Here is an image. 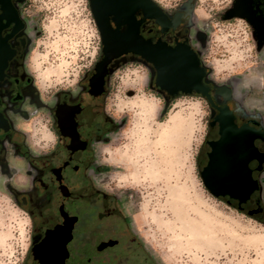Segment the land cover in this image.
<instances>
[{
    "label": "clouds",
    "instance_id": "9594fccd",
    "mask_svg": "<svg viewBox=\"0 0 264 264\" xmlns=\"http://www.w3.org/2000/svg\"><path fill=\"white\" fill-rule=\"evenodd\" d=\"M11 2L26 25L21 39L30 41L23 71L43 106L26 96L19 111H8V121L38 161L62 144L51 109L64 93L88 95L82 81L105 58V45L92 0ZM151 2L174 19L189 0ZM257 2L260 15L264 0ZM236 3L194 0L192 14L185 13L179 27L166 34L153 19L171 48L177 44L168 34L186 30L180 43L196 54L211 103L196 90L175 96L163 90L155 64L137 53L128 52L108 65L113 68L120 61L104 78L107 95L97 120L104 123L107 117L115 127L90 142L91 164L81 171L101 198L120 202L128 230L155 264H264V221L214 194L197 163L213 112L220 114L213 103H226L237 127L255 123L257 127H249L264 132V47L248 19L225 18ZM112 28H117L114 21ZM199 34L206 39L201 41ZM218 87L229 89L231 99H218ZM238 120L246 123L240 126ZM39 175L37 167L17 154L12 140L0 144V264H26L33 251V215L16 193H32ZM252 180L264 190V170L258 178L252 171Z\"/></svg>",
    "mask_w": 264,
    "mask_h": 264
},
{
    "label": "flooded vegetation",
    "instance_id": "af4514ba",
    "mask_svg": "<svg viewBox=\"0 0 264 264\" xmlns=\"http://www.w3.org/2000/svg\"><path fill=\"white\" fill-rule=\"evenodd\" d=\"M23 2V0H18ZM93 10L103 36L105 58L97 65L96 72L89 73L82 81L87 96L73 98L70 94L61 95L57 105L51 110L56 122V130L62 144L51 156L38 161L29 153L24 137L16 132L8 121V111H19L26 96L34 103L43 106L32 86L31 79L23 71V59L28 44L18 9L11 0H0L3 14L0 15V144L5 139L12 140L17 154L22 155L40 170L36 178L38 187L32 193H16L22 207L26 208L34 220V248L29 253L26 264H127L135 254L143 255L146 264H155L151 256L128 230V220L119 211L120 202L109 200L92 187L82 169L91 164L92 152L89 144L101 138L115 126L103 115L105 76L113 68L108 67L112 60L128 52L137 53L158 70L160 49L170 50V61L185 69L189 64L190 52L198 66L197 83L204 95L212 102L211 89L202 83L205 73L197 56L187 46L180 43L186 38V30L173 31L168 38L177 44L171 48L164 42L163 25L166 34L170 28L179 27L183 15L192 14L193 1L184 6L173 19L163 13L151 0H92ZM260 5L257 0H237L232 10L233 16H241L253 25L260 46L264 47V12L257 15ZM139 21L137 20V15ZM156 19L157 23L153 20ZM112 21L117 25L112 28ZM127 25L125 30H121ZM191 25H189L190 27ZM142 34V35H141ZM7 35V36H5ZM202 41V36L199 35ZM153 40L157 43L153 44ZM12 41V44H9ZM174 55L177 57L175 58ZM156 62V63H155ZM185 80H180L184 82ZM216 95L231 99L227 88H217ZM226 103H213L215 119L210 122L207 136L198 160V169L208 187L219 198L257 220L264 221V190L252 180V171L258 178L264 170V132H256L244 120L236 121ZM14 138V139H13ZM252 170V171H251ZM4 171L8 172L4 163ZM43 177V179H42ZM33 253L36 260H33Z\"/></svg>",
    "mask_w": 264,
    "mask_h": 264
},
{
    "label": "water",
    "instance_id": "95a60500",
    "mask_svg": "<svg viewBox=\"0 0 264 264\" xmlns=\"http://www.w3.org/2000/svg\"><path fill=\"white\" fill-rule=\"evenodd\" d=\"M192 1V0H190ZM93 4V2H92ZM93 7V6H92ZM193 8V5L190 7ZM172 58V54L170 50L160 49L158 55V71H159V79L157 83L163 90H167L171 93L172 96H175L181 90L186 93H191L193 90L201 92L204 94L203 88L199 87L197 83L198 79H196L197 75V60L195 56L190 52L188 58H190L189 64H186L184 68L180 67L176 61L174 63V67L169 60ZM176 58L177 56L174 55ZM149 61H151V57L148 56ZM156 63V62H155ZM180 80H185L181 82ZM215 194V193H214Z\"/></svg>",
    "mask_w": 264,
    "mask_h": 264
},
{
    "label": "rangeland",
    "instance_id": "374dc122",
    "mask_svg": "<svg viewBox=\"0 0 264 264\" xmlns=\"http://www.w3.org/2000/svg\"><path fill=\"white\" fill-rule=\"evenodd\" d=\"M192 1H193V8H194V6H195V5H194V0H192ZM231 17H234V16L232 15V10L229 11V12L227 13V15H226L225 18L227 19V18H231ZM199 35L202 36V41H204V40L206 39V37H205L204 34H199ZM29 42H30V41H29ZM201 151H202V148H201L200 151H199V155H198V157H197V163H198V160H199V156H200ZM263 200H264V199H263ZM262 204H263V208H264V203H262ZM127 264H146V263H145V260H144L143 255H141L140 253H138V254H135V256L132 257L130 263L128 262Z\"/></svg>",
    "mask_w": 264,
    "mask_h": 264
}]
</instances>
